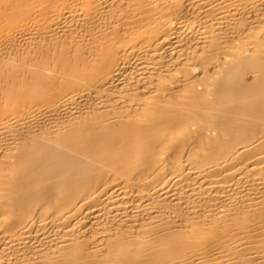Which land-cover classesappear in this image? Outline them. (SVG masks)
<instances>
[{
  "label": "bare ground",
  "instance_id": "bare-ground-1",
  "mask_svg": "<svg viewBox=\"0 0 264 264\" xmlns=\"http://www.w3.org/2000/svg\"><path fill=\"white\" fill-rule=\"evenodd\" d=\"M0 264H264V0H0Z\"/></svg>",
  "mask_w": 264,
  "mask_h": 264
}]
</instances>
